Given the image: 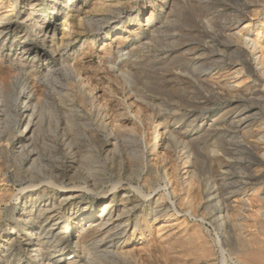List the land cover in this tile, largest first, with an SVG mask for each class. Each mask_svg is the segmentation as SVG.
<instances>
[{"label": "rangeland", "instance_id": "374dc122", "mask_svg": "<svg viewBox=\"0 0 264 264\" xmlns=\"http://www.w3.org/2000/svg\"><path fill=\"white\" fill-rule=\"evenodd\" d=\"M58 1L57 8L54 10V4ZM128 1L0 0V91L5 96L10 93V96H8L10 101L12 96H14V99L20 98V84L23 83L21 78L25 76L24 79L27 81L26 93L29 94L26 96L21 95V99L26 98L19 103H12L9 106L6 104V107L0 113L3 114V118L7 119L8 126L13 129L16 138L22 139L24 134L20 133L21 129L15 128L16 122L13 124L12 122L13 113L20 112L21 115L23 111L20 110L25 107V104L22 105V103L26 101L28 105L36 107L37 117H34L35 125H32L35 131L33 136L35 144L40 146L42 137L49 134V144L53 146L60 140L62 142V133L73 134L86 147L82 148L86 155L92 150L95 153L102 150L100 145H102L103 140L98 137V133L99 131L102 133L101 130H104V128L101 129L100 119H105L106 113L110 110H123L128 105L132 109L131 116L137 115V112L140 111L141 117H139L145 120L151 117H159V115H161L160 117L164 116L165 119L174 120L171 123L175 129V137L182 144L186 143L191 147L192 154L197 159L198 166H196L197 172L195 173L199 187L193 189L189 194L186 193V199L190 196V201H193H185L186 204L189 202V204L194 205V208L191 204L180 206L182 201L179 197L174 200L177 204L179 216L176 215V218H178L171 223V225H174V229L171 230V233H173V236H170L171 241L167 239V244L166 240V242L153 240V244L151 243L150 246L151 249L147 247L148 252H142L140 264H176L177 262L179 264H192L194 261L196 262L193 264H223L216 245L215 230L207 225L210 222L208 219L207 223H201L207 195L212 191L210 190L212 189L211 186H215L222 199L229 197L232 201L239 202L237 200L244 197V200H246L245 206L241 203H234V205L236 204V207H234L235 213L232 214L235 224L232 222L233 227L229 228L231 232L227 237L228 240L232 239L231 243L233 244L230 243V245H234L232 247L237 246L234 240L237 232L244 240L247 237L250 240L254 236L256 239H261L260 241L264 240V235L261 232V224H264V190L251 191L259 186L256 184L257 181H260L259 179H264V158L261 155L264 142L259 141V138L264 136V108H262L264 107V0H181L180 6L175 7L170 12L169 17L166 15L169 8L167 6L165 9L161 8L162 3L160 0H139V7L142 12L136 11L139 9L132 12L126 9L124 15H118L121 9L129 6ZM154 4L155 6H153ZM152 11L155 12V16L150 22V26L153 24V26L160 29V33L155 37L145 23ZM66 13L71 17L65 15ZM137 13H140V19L134 27L132 20ZM208 21H210V24H207ZM139 27L145 30L142 31V42L140 43L133 36V31ZM230 27L236 28L234 32L241 36L243 42H240L238 47L240 49L242 47L241 50L247 53L248 67L244 68L245 72L239 79H232L233 81H231L236 86L234 100L215 99L208 93L205 83L199 82V78L203 79V74L207 73L203 71V68H205L203 65L208 68L212 66L211 63L214 61L212 54L209 51L205 54L204 51L207 48L212 50L223 48L226 45V39L223 38L222 33L231 29ZM128 30H132V34L127 33ZM121 38H127L126 45L124 44L118 48L117 41ZM213 45H215L214 48ZM252 45L256 47V52L253 54L250 51ZM202 54H205L204 61L199 58ZM226 54L222 61L225 60L227 63L238 61L237 53L234 52L235 55L231 52L230 55ZM124 72L132 76L133 83L126 84L122 78ZM86 83L89 85L87 86ZM28 96H30L29 99ZM233 101L236 109H234V114L230 113L225 119L219 120V125L218 123H216L217 125L214 124L216 127H210L209 130L207 128L200 130V124L196 127L190 126L195 117L201 121L211 115L205 114L208 110L212 111V114L214 112V114L219 113L218 115H220L221 111L224 110L223 112H225L226 107H229ZM69 105H75L76 110L83 111L86 115L90 113V116L87 117L91 119V122H88L89 120L85 122L76 120V127L73 129L66 127L62 107ZM101 107L100 111L99 108ZM235 116H239V118L252 116L251 126H253L246 131L244 128L248 123L239 122V120L236 123L237 125L234 126L230 119ZM97 118L98 121L95 122ZM19 120L22 121L24 126L25 117L22 116ZM180 120L183 124L177 125L175 121ZM97 124L99 125L96 126ZM90 125H93L94 128ZM1 126L3 124H0ZM130 127H133V122L129 124ZM65 138H68V136ZM171 138L169 133L164 132L162 143L164 147L170 148L168 150L169 155L172 154L170 156L173 160H176V164L180 165L181 168V156L177 144ZM4 139L6 137L0 134V251L5 246L6 240L10 238L9 234L12 233L10 231L12 219H18L19 214L23 213L22 207L24 203L28 202L26 194L31 191V189L23 191L29 184L28 182L21 183L17 177V174H20L19 166L14 167V165L19 160L14 155L18 149H15L11 142ZM68 153L70 151H64V156L70 163H68L70 168H74L78 172L86 168L85 164L88 161L85 157L79 156V158H76L77 162L73 163L69 160ZM144 153L148 157L149 152L145 150ZM21 169L22 175L25 164L22 165ZM111 170L110 167L107 169V176L112 172ZM144 170L145 173L148 172L146 168ZM162 180L156 183V188H152L151 191L147 189V192L153 195V199L149 202L138 197L132 186H129L126 182H123L121 188L117 191L116 201H119L122 194L128 191L131 192L132 199L138 197L140 200H137V202H141L142 214H148L149 210L153 206H158V204L160 208L167 209L172 205L163 196H166V183ZM45 184L43 183L38 188L33 189L42 193L40 194L42 197L40 201H38L39 196L34 195L36 203L28 206L30 212L35 207L32 212L34 215L35 210L44 209L43 206L47 202L51 206L54 202L53 199L58 198V189L49 188ZM160 187L161 189L156 195L155 190ZM75 191L80 192L81 190L76 189ZM82 193L85 194V197L81 200L78 208L77 205L75 208L79 210L86 204L89 208L82 215L86 217L91 214L101 215L102 201L100 197L94 199L93 195L85 190H82ZM186 194L182 195L186 196ZM29 201L31 200L29 199ZM177 202H180V205ZM73 208H68L67 213H73ZM28 210L26 212H29ZM170 211L168 214H173L172 209ZM191 211L198 217L197 219L202 225V233L200 236L196 235V239H198H195L196 241L192 240L191 237L195 221L190 215H187ZM225 212L222 207V215H225ZM57 213L59 211L55 214ZM181 218L184 219L181 220ZM183 220L188 224L187 229H185L188 231L187 233L180 225ZM63 222L57 221L56 218L50 219L44 223V227L48 231L53 229L52 231L57 234L59 232L58 228L64 227ZM37 225L36 223L32 228L27 227L20 233L21 247H24L27 242L29 243L26 240L27 238H31L29 244H37L36 233L42 232V229L39 230L40 226ZM68 225L70 228L72 226L73 232L68 236L67 234L62 236L67 237L65 239L66 243L54 245L47 237L41 241L42 246L49 244L54 251H58L53 255L58 260V264H69L71 262V259L64 258L70 250L71 253L79 254V258L75 260L78 259L77 261L81 264H108L100 252L94 251L93 245L109 247L116 253L120 251L123 241L112 242L111 239L107 238L110 229L101 231L100 235L97 236L98 238H89L84 244L73 246V242L79 235L80 227L74 222H69ZM130 228H128L129 233L133 230ZM143 230L145 231L146 227ZM29 231H32L35 235H29ZM152 233L156 234L155 229ZM145 234L147 236L146 241L151 240L153 236L156 237L155 235L149 237L147 232ZM99 238L104 241L100 242ZM179 241L181 244L178 243ZM173 242L176 244H173ZM251 244L250 247L257 248L256 243V245L253 242ZM192 246H195L194 249ZM68 247L70 250H67ZM232 247L230 249L228 247L229 253L234 260L236 259L235 261H239L242 256L233 254L231 252ZM200 248H206L209 255L198 250ZM19 250L16 252L19 253ZM193 251L195 252L193 253ZM146 255L148 256L146 257ZM244 260H240V262L243 263ZM30 261L32 262V258ZM128 262L135 263L131 258H128ZM228 262L229 264L234 263L229 259Z\"/></svg>", "mask_w": 264, "mask_h": 264}, {"label": "bare ground", "instance_id": "6f19581e", "mask_svg": "<svg viewBox=\"0 0 264 264\" xmlns=\"http://www.w3.org/2000/svg\"><path fill=\"white\" fill-rule=\"evenodd\" d=\"M160 1L162 3L161 8L165 9L166 6L169 8V12L166 13V15L168 17L170 15V12L175 7L177 8V6H180V4H181V0H160ZM139 2H140L139 0H129L127 2L129 6L124 7V9H121V11L118 10L119 11L118 15H124L126 13V11H125L126 9L127 10L129 9L131 12L135 11L136 9H139L136 11L142 12L141 8L139 7V5H140ZM58 3H59V1L55 2L54 10H56ZM153 6H155V4ZM139 14L140 13H137L135 15V18L132 20V25L134 27H135V24H137L139 19H140ZM65 15L68 16L69 14L66 13ZM67 16H66V18H68ZM69 16L71 17V15H69ZM154 16H155V12L152 11L149 19L147 18V21L145 23H146V26L148 28H150L151 34H153L155 37V35L158 36V34L160 33V29L156 28V26H153V24H152V26H150V22L153 20ZM166 19H168V18L166 17ZM161 24H163V23H161ZM207 24H210V21H208ZM246 27H248V26H246ZM235 29L231 28L229 30L224 31V33H222L223 38L226 39V45H224L223 48L220 49L218 47L219 48L218 50L217 49L212 50L210 48H207L204 51L205 54H206V52L209 51L212 54L214 61H213V63H211L212 66H209L210 68L209 67L206 68L207 66L202 64L203 67H205V68L202 67L203 71L204 72L206 71L207 73L203 74L204 75L203 79L199 78V82L205 83V86L207 88L208 93L211 95V97H213L215 99L219 98L222 100H227V99L234 100V95L236 94V86H234V83L231 81L239 79V77L242 74H244V72H245L244 68H246V66L248 67V58H247L248 55H247V53H245L244 51L241 50L242 47H241V49L238 47L239 43L243 42V41L241 39V36L238 33L234 32V31H236ZM142 31H145V30H143L140 27L136 28L133 31V36H135V38L138 40L139 43L142 42L141 41ZM114 32H112V33H114ZM128 32L132 34V30L131 31L128 30L127 33ZM206 33H209V32H206ZM206 33H204V34L208 35ZM212 34H214V33H212ZM211 36L214 37L213 35H211ZM127 38L126 39L121 38L120 40L117 41L118 42L117 43L118 48L122 47L125 44V42L127 41ZM203 38H204V36H203ZM52 40H53V38H52ZM205 45H206V43H205ZM214 46L215 45H213L212 47L214 48ZM250 47L249 48H250L251 53L252 54L255 53L256 47L254 45H252ZM191 50H192V48H191ZM230 52L233 54H234V52L237 53V55H238V61L237 62L231 61V62L227 63L225 60L222 61V59H224L225 54L226 53L229 54ZM205 54H202L201 57H199V58H202V60H203V58L205 57ZM256 55H257V53H256ZM194 58H196V57H194ZM209 64H210V62H209ZM24 77L21 78V79H23V83L21 82L22 84H20L22 96L29 95L28 93H26V90H27V87H26L27 83L26 82L27 81H26V79H24ZM122 78L126 82V84H131L132 76L129 73L124 72L122 74ZM86 85L88 86L89 84L86 83ZM21 95H20V98H15V99H14V96L10 97V98H12L10 101L9 97H8V96H10V93L6 94V96H5L0 91V107H1L0 111H2V109H4L6 107V104H7V106H9L12 103L13 104L17 103V102L19 103V102H21V100L23 101L26 97L21 99V97H22ZM238 95H239V93H238ZM6 97H8V98H6ZM211 97H210V99H211ZM29 98H30V96H28V99ZM93 98H95V96H93ZM23 104H25V107L20 110L21 112L23 111V113H21V115H20L19 111H18L19 113H15V114L13 113V122H12V124L14 122H16L15 128L21 129L20 133L22 135L24 134L22 139H20L18 137L16 138V135H15L13 129L12 128L10 129L9 128L10 126H8L9 124L7 123V119L3 118V114L0 113V124H3V126L0 127V134L4 135L6 137V139H4V140L11 142V144L14 146V148L18 149L14 156L17 157L16 159H18L19 161L16 162V165L13 164L14 167L19 166L18 170L20 171V174H17V177L20 179L21 183L22 182H28V184H29L27 188L23 189V191L31 189V191H29L26 194L27 195L26 197L28 198V202L26 204L24 203V205L22 207L23 213L19 214L18 219L17 218L12 219L11 227H10V231L12 233L9 234L10 238L8 240H6V242L4 243L5 246H3L2 250L0 251V264H11V263L12 264H14V263H16V264H58V260L55 257H53V255L58 253V251H54L53 247L49 246V244L42 246L43 244L41 241L47 237V239L52 241L54 243V245H60V244L66 243L65 239L67 237H62V236H65V234H67V236H68L70 233L73 232L72 226L70 228V226L68 225L69 222H74V224H77L80 227L79 235L77 236V239H75V242H73V244H72L73 246L78 245V244L82 245L89 238H92V239L98 238L97 236L100 235L101 231H105L106 229L107 230L110 229V230H108V237L107 238L111 239L112 242L123 241V243L121 244V247H120V251L117 253L113 252V249L111 250V249H109V247H102V246L99 247L97 245H93L94 251L100 252L103 255V259L108 264H131L128 262V258H131L135 262L134 264H140L142 252L144 253V251H147V249L153 244L152 243L153 240L156 239L160 242H162V241L166 242L167 239H169L171 241L170 236L171 235L173 236V233H171V230L174 226L173 224L171 225V223H172V221H174L175 219L178 218V217L176 218V215L179 216V211L177 210V206H176L177 204L175 203L174 200L177 197H179L180 201H182V203H180V202L179 203L182 205H180L178 202L177 203L182 207L187 206L189 204V202H188V204H186L185 201H190L191 199H189L190 196H188V198L186 199V197H187L186 193L189 194L190 192L193 191V189L199 187L198 186V178H197V175L195 173V172H197L196 166H198L197 165L198 164L197 159H196V157H194L195 155L192 154V148L189 147L186 143L182 144V142H180L179 139H177L175 137V129L173 128V124L171 123L174 120L165 119V118H163L164 116L160 117L161 115H159V117H151V118L145 120L143 118H140L141 117L140 111H139V113L137 112V115L131 116L130 113L132 112V109L127 104H126L127 105L126 108L123 110H119V111L110 110L109 112L106 113L105 119L104 118L100 119L101 129L103 127L104 130H101L102 133L100 131H99V133L97 132L98 137L103 140L102 145H100L102 150L97 151L96 153L92 150V151H89L86 155L85 154L86 152L84 153L83 149H82V148H86V147H84L81 144L80 140L78 138H76V136H74L73 134H63L62 133V135H63L62 142H60L61 141L60 140L59 142H56V145H53V146L49 144V142H50L49 138H48L49 134H48V136L44 135L42 137V142H41L40 146L35 144V142H33V136H34L35 131L33 130L32 125H35L33 119H34V117L35 118L37 117L36 116V107L28 105L26 103V101H25V103L23 102L22 105ZM262 108H264V107H262ZM62 109H63L64 115H65V117L64 116L63 117L65 118L66 127H70L71 129L76 127V120L82 121V122L89 120L88 122H91V119L87 117L88 115L90 116V113L88 115H86L83 113V111L76 110L75 105L63 106ZM101 109H102V107L99 108L100 111H101ZM234 109L235 108H234V101H233V103L231 105H229V107H226L227 111L226 110H225V112H223L224 110L221 111L220 115H218L219 113L214 114V112L212 114V111L208 110L205 114H211V115L207 116L206 118H203L202 120L200 119L201 121H199V119L194 116L195 118H194V120L191 121L190 126L196 127V126H198V124H200V127H199L200 130H203L206 128L209 130L210 127H213V126L216 127V125H217L216 123H218L219 120L221 121V120L225 119V117L228 114H230V113L234 114ZM261 110H263V109H261ZM22 116H23V118L25 117V123H24L25 125L24 126L22 125V121L19 120V118ZM240 118H242V119H240ZM240 118H239V116L232 117V119H230V122H232V124H234V126L236 123H238V120H239V122H244V123L247 122L248 124L246 123L247 125L244 128V130L246 129V131L249 130V128H251L253 126V125L251 126L252 116L251 117L247 116L245 118L240 117ZM97 121H98V118L95 120V122H97ZM131 122H133V127L129 128V124ZM175 122L177 125L183 124L182 120L175 121ZM214 124H216V125H214ZM219 124H220V122L218 123V125ZM93 125H90V127L94 128ZM98 125L99 124H97L96 126H98ZM164 132L166 134L169 133V135L174 139L175 143L177 144L176 146H177V149L179 150L178 152L181 156V159H180L181 160L180 162L182 164L181 168H180V165L176 164V162H175L176 160H173V158L170 156L172 154L169 155L168 150L170 148L164 147V145L162 143ZM56 136L58 137V135H56ZM59 136H61V135H59ZM66 136H68V138H65ZM95 136H96V134H95ZM259 141L264 142V136H261L259 138ZM63 148H64V150H63ZM65 150L70 151V153H68V157H69V160L73 161V163L77 162L76 158H79V156L85 157L86 160L88 161V163L85 164L86 168L83 170L81 169L82 171H79V172H78V170H76L74 168H70L68 166L69 162H68L67 158H65V156H64ZM145 150L149 152L148 157L144 153ZM47 152H48V154H46ZM170 152H171V150H170ZM261 155L264 158V148H262ZM24 164H25V170H23V174H25V176H23V174L21 175V173H22L21 167ZM149 165H150V167H149ZM109 167L112 169L111 170L112 172L109 173V176H107V169H109ZM145 168L148 170V172H146V173L144 170ZM18 170H16V171H18ZM155 177H156V179H154ZM161 179H163L162 181H164L166 183V185H165L166 196L165 195H163V196L166 197L167 201H169L168 203L171 202L170 204L172 206L167 208V209H165V208L162 209V208H160V206L158 204V206H156V207L153 206L154 208L152 207L149 210L148 214L147 213L142 214L141 202L140 203L137 202V200H139L138 197H140L142 200H145L146 202L151 201L153 199V195H152V193H148L147 189H148V191L149 190L151 191L152 188L153 189H154V187L156 188V186H157L156 183ZM259 180L260 181L256 182V184L259 186H256L257 188L255 187L254 190H251V191L257 192V191H263L264 190V179L262 178ZM123 182H126L129 186H132V189L137 193L138 197L134 196L135 199H132L131 195H130L131 192L125 191L122 194V196L119 198V201H116L115 197H116L117 191L119 190V188H121V185ZM43 183H46L49 188L58 189V191H59L57 193L58 198L55 197L56 199L55 198L53 199L54 202H53V204H51V206L48 204L49 202H47V204H44V206H43L44 209L39 208L37 211L35 210V215H34L32 212L35 209V207H33L32 211L30 212L28 210V206L36 203V201H34V197H33L34 195L39 196L38 201H40L42 199V197L40 195L42 193H40L39 190H33V189L38 188ZM211 187H212V189H210V190H212V191H211V193H209L207 195L205 212H203L204 214H202L203 218L201 219V223H205V222L207 223V219H208L210 222L207 223V225L211 226L212 229L215 230L214 232H216V236H217L216 237V245L218 247V251H219V254L221 256L222 263L223 264H229V262H230V261L228 262V259H229L231 261H234V263L232 262L233 264H264V240L260 241L261 239L260 240L256 239L254 235H253L254 237L250 238V240H249V237L246 238L247 240L246 239L244 240V239H242V237H240V235L237 232L236 239H234L237 246L232 247V246H234V245H230V243L232 242L231 241L232 239L228 240V238H227V237H229L228 235L231 232V230H229V228L233 227L232 222H234L233 221L234 219H233L232 213H235L234 207H236V204L234 205V203H237V204L241 203V205L245 206L246 200H244V197L241 198L240 200H237L239 202H236V200L232 201V199H230L228 196H227L228 197L227 199H225V198L222 199L220 197L219 193L217 192L215 186L214 187L211 186ZM76 189H80L81 191L77 192V191H75ZM160 189H161V187L158 190H155L156 195ZM207 189H209V188H207ZM45 190H47V189L45 188ZM82 190L90 192L93 195L94 199H97L100 197V200L102 201V205H101V209H100L101 215L91 214L87 217L82 215L83 212H85L89 208L86 204H85V206H83V208L80 207L81 209H79V210L77 209L78 205L81 203V200L84 199V197H85V194L82 193ZM109 191H110V193H109ZM184 193L186 194V196L182 195ZM194 193H196V192H194ZM180 195H182V196H180ZM190 195H192V194H190ZM196 196H198V195H196ZM196 196H194V197H196ZM29 199L31 201H29ZM192 199H194V198L192 197ZM77 200H80V201L77 202ZM200 201H202V200H200ZM200 201H199V203H201ZM184 202L186 205L184 204ZM190 202H193V201H190ZM76 205H77V208H75ZM191 206L193 207L194 205L191 204ZM197 206H199V205H197ZM70 207H74L73 208L74 211H73V213L68 214L67 213L68 208H70ZM161 207H163V206H161ZM222 207L226 211L224 213L225 215H222L223 213H221ZM171 209L173 211V214H171V213L168 214V212ZM198 209H199V207H198ZM26 210H28L29 212H26ZM57 211H59V213L55 214ZM71 211H72V209H71ZM192 211H193V209H192ZM192 211L187 213V215H190L191 218L195 221L194 229L192 230V233L190 232L192 240H195L197 238L196 235L200 236L202 233V230H201L202 225L199 223L200 221L197 219L198 217L195 214H193L194 211L193 212ZM201 213H202V211H201ZM263 215H264V213H263ZM180 217H183V216H180ZM55 218L59 222L64 221L63 222L64 227H59L58 228L59 232L57 234H56V232L52 231L53 229L48 231L44 227V223L47 220L55 219ZM182 219H184V218H181V220ZM184 221L185 220H183V223H181L180 225H182L183 227H181V228H183L185 230V229H187L188 224ZM36 223L40 226L39 230L42 229V232L36 233V241H37L36 243L37 244H29L31 241V238H27L26 240L29 241V243L27 242V244H25L24 247H21L22 243L19 240L20 233L27 227L32 228V226H34V224H36ZM234 224H235V222H234ZM129 227H131L130 229H133L131 233H129V231H128ZM144 227H146L145 231L143 230ZM153 229H155L156 234L152 233ZM261 229H262V231H261L262 235H264V224H261ZM184 230H182V231H184ZM10 231H9V233H10ZM32 231L31 232L29 231V235H35V233H32ZM238 231H239V229H238ZM145 232L149 233V237L152 235H155L156 237L153 236L151 240L146 241L147 236H146ZM184 232L187 233L188 231L185 230ZM138 237H140V238L138 239ZM184 238H186V237H184ZM205 238H207V237H205ZM257 238H259V237H257ZM261 238L263 239L262 236H261ZM99 239H100V242L104 241V240L101 241V238H99ZM143 239H145V240L141 243V241ZM196 240H198V239H196ZM248 240L253 242V244L256 243L257 248H252V246H254V245H252L251 242H249ZM174 243L175 242H173V244ZM178 243H180V241ZM167 244H168V241H167ZM171 244H172V242H171ZM204 244H205V242H204ZM231 244H233V243H231ZM250 244L252 245L251 247H250ZM190 246H191V244H190ZM230 246L233 248V249H231V252L233 254H235L236 256H240V255L242 256V258L241 257L239 258V261L238 260L235 261L236 259L234 260L232 255H230L229 250H228V247H229V249L231 248ZM97 247H99V249H97ZM194 247H193V249H194ZM197 247H199V246H197ZM18 249H20L19 253H17ZM150 249H151V247H150ZM67 250H70L69 247L67 248ZM198 250H200L201 252H204L206 255L207 254L209 255V253L207 252L208 250L206 251V248H203V249L200 248ZM194 252L195 251H193V253ZM148 255H146V257ZM187 255H189V254H187ZM211 255H212V253H211ZM198 256H197V258H198ZM201 256H202V254H201ZM189 257H187V258H189ZM243 257L245 260L243 259ZM31 258H32V262L30 261ZM64 258L71 259V262L69 264H81L77 261L78 259L75 260L76 258H79V254L75 253V252L71 253V250L68 252L67 255H65ZM142 259H144V258H142ZM147 260H150V259H147ZM191 260H190V263H191ZM240 260L241 261L244 260V262L242 263V262H240ZM195 262L196 261H194L193 263H195ZM185 264H187V263H185Z\"/></svg>", "mask_w": 264, "mask_h": 264}]
</instances>
